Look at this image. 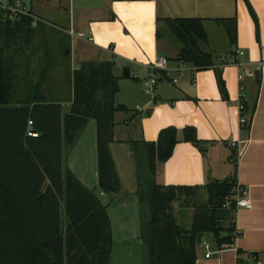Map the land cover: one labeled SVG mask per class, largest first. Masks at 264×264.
Returning <instances> with one entry per match:
<instances>
[{
    "label": "crops",
    "instance_id": "crops-1",
    "mask_svg": "<svg viewBox=\"0 0 264 264\" xmlns=\"http://www.w3.org/2000/svg\"><path fill=\"white\" fill-rule=\"evenodd\" d=\"M56 1L59 2V8L61 0ZM247 1L255 14L256 23L243 0H95V5L79 7L83 11V16L80 14L79 18L74 16V0H68V26L64 27L57 39H60V43L65 41L64 48L70 60L77 56L78 62L81 61L74 69L71 67V73L88 63L110 62L114 65L113 73L118 78L119 86L115 102L127 110L115 113L114 141L109 146L120 181L122 165L134 158L129 142L154 143L162 130L174 128L177 130V144L170 158L157 165L154 183L196 189L192 198L195 203L186 209L188 226L194 214L193 206L205 207L208 203L205 186L234 178L236 185L246 191L251 209L232 211L221 221V226L226 229L230 221L233 223L237 233L233 245L219 250L212 236L211 241H207L206 234H203L201 243H207L208 249L196 245L195 264H264V74L259 73L258 83L254 79L244 80L245 97L250 105L255 102V111L249 130H242L239 126L236 69L227 65L221 71L226 94L224 100L213 70L197 71L191 65L176 62L180 44L164 20H202L207 43L201 45V50L211 54L212 58L218 56L213 60L214 65L219 64L218 58L229 57L241 50L244 56L238 60L248 67H254L256 62H264V0ZM50 2L52 0L28 1L30 13L38 19L36 26L31 27L38 38L50 31L48 27L51 24L45 12L47 6H55L50 5ZM86 3L83 0V4ZM229 37L234 41L233 44ZM18 53L17 57L24 58L26 55L29 59L33 54L23 50ZM9 55L12 56V52ZM161 57L167 60L170 69L166 78L162 72L148 68L149 64ZM178 66H182L181 73L176 71ZM23 67L24 71L29 70L30 63ZM125 68L129 70L128 78L123 75ZM149 75H154L158 81L152 99L145 95L142 88L143 81ZM36 78L31 80V84L25 83V86L38 85ZM172 80H176V83H171ZM60 90L57 88L54 95L60 101L63 115H66L72 97L71 84L66 94ZM187 127L194 129L197 140L202 143L199 147L183 141L182 130ZM89 128V135L86 137L84 129L69 157L67 149H62L63 170H69L87 188L94 187L91 184L94 182L87 183L84 173L80 176L77 174L73 155L81 146L86 164L83 169L89 166L97 183L95 123ZM28 129L27 125L26 131ZM230 141L235 142L241 150L239 155L238 149L227 145ZM139 148L142 149V146ZM12 183L15 190L21 193L20 196L32 195L36 185L43 193L48 185L43 179L35 177L13 179ZM99 194L102 200L107 196L101 192ZM106 198L107 201H102L99 197L107 208L111 222L112 251L109 264H142L143 245L137 196L133 197L129 209L123 202L124 197ZM128 212L135 214L138 219L135 231L128 224ZM115 223L119 231L115 229ZM207 253H210L209 258L205 257Z\"/></svg>",
    "mask_w": 264,
    "mask_h": 264
},
{
    "label": "trees",
    "instance_id": "trees-1",
    "mask_svg": "<svg viewBox=\"0 0 264 264\" xmlns=\"http://www.w3.org/2000/svg\"><path fill=\"white\" fill-rule=\"evenodd\" d=\"M243 2L256 23L248 1ZM31 22L30 18H22L19 22L0 24V264H109L111 222L96 192L116 195L120 191L109 146L114 141V115L127 110L115 102L119 86L114 65L88 63L71 73L65 63L60 64L72 87L70 107L63 115L60 101L54 95L55 82L51 80L50 86L45 78L54 66L48 59V51H44L45 64L39 77L35 72L15 69L14 61L21 49L17 48L18 44L28 45L26 40L33 37ZM164 22L180 44L177 63L191 65L197 71L213 67L212 55L201 50V45L207 43L202 20L166 19ZM229 40L233 44L231 37ZM213 71L221 97L226 100L222 72ZM35 75L38 85L25 86L32 83ZM241 106L240 117L247 122L241 129L246 131L251 125L255 102L250 105L245 98ZM29 121L35 137L26 134ZM90 121L96 126L98 161L97 188L93 189L84 186L62 166L63 147L71 150ZM182 134L184 142L195 147L202 144L194 129L184 128ZM176 137V129L166 128L154 143L129 142L133 156L138 164L143 162L150 176L146 190L141 183L142 191L137 192L142 264H195L198 234H210L219 250L230 248L237 237L231 221L227 229L221 226V221L233 211V207L223 206L235 196L234 178L205 186L207 205L193 206L189 226L182 228L178 224L175 204L180 206L182 192H196V189L154 183L157 165L170 158L177 144ZM21 177L43 179L48 185L43 193L36 185L32 195L20 196L11 183Z\"/></svg>",
    "mask_w": 264,
    "mask_h": 264
},
{
    "label": "rangeland",
    "instance_id": "rangeland-1",
    "mask_svg": "<svg viewBox=\"0 0 264 264\" xmlns=\"http://www.w3.org/2000/svg\"><path fill=\"white\" fill-rule=\"evenodd\" d=\"M29 0H22V2L26 5V7H30ZM86 4H83V0H74L73 4L75 5V14L74 16L76 18H79V15L81 14V16H83V11L81 9H79V7L84 6L87 7L89 4L91 5H95L94 2L95 0H86ZM59 2H57L56 0H52V2H50V5H54L53 8H50L52 6H47L48 8H46L45 12L46 14H48V18L50 21L51 26L48 27L49 28V33H47L46 36H40L38 38V35H33L32 38V42L27 39L26 42L30 41L29 45H21L20 43L18 44V49L21 47L20 51H31L33 52V54L30 56V59L27 58V56L25 55V57L23 58V62H22V66L21 63L20 65H18V61H20L22 59V57H17V59L14 61V63L16 62L17 64L15 65V69L20 71H24V67L30 63V67L28 68L30 73L35 72V74L39 77V73L41 72L42 68L44 67L45 62H43V55H44V51H48V59H51V61H53V67H50V72L49 74L45 77L47 79V81H49L50 86H51V80L55 82V86L58 89L63 90V92L65 93V91L67 92V89L69 87L68 82H67V78H66V71L65 69L59 67L61 66L60 64L65 63L66 67H68L69 71L72 67V69H74L76 66H78V64L81 62H78L79 59L77 58V56H73L71 57L70 60V56L66 57V53L67 50H65L64 48V44L65 41H62L61 43L58 42L60 41L57 40L58 37H60L62 35V30L65 28H67L68 26V0H61L59 8H57ZM37 31V30H36ZM167 33L170 34L169 31L166 30ZM36 33V32H35ZM24 43H26L25 41H23ZM46 54V53H45ZM42 55V56H41ZM218 57V56H217ZM217 57H213V60H215ZM50 61V60H49ZM33 76V79L36 78L37 76ZM37 77V78H38ZM36 78V79H37ZM60 90V91H61ZM61 96V93H59ZM66 94V93H65ZM92 125H94L93 121H90V123L86 126V132L85 135L87 137V135H89V127H92ZM85 131V130H84ZM91 135V134H90ZM86 138L84 137V144L87 147V143H86ZM74 149V148H72ZM71 150H68V157L71 155ZM88 149V147H87ZM74 159H75V163L76 164V172L77 174L82 175L83 174L86 178V182H94L91 184H94V187L97 188V183L96 180H94V176H93V171H91V169L89 168V166L85 169H83V167L86 165L85 162V158L83 159V151L81 146H79L77 152L73 155ZM134 159V160H133ZM132 159V161L129 162H125L128 164H123V172L121 173V181H120V191L118 194L116 195H107L106 197H124V204H126L125 206L127 207V209L130 208V205L133 204V197L136 198L137 196V192L138 191H142V189L139 187V185L144 186L143 190H146L147 187H145V184H147V180H150V176L147 175V171L145 170L144 165H142V163L138 164L137 158L134 157ZM80 160V161H79ZM79 161V162H78ZM135 161V163H134ZM130 163V165H129ZM87 164H89V162L87 161ZM132 168V169H131ZM140 168V169H138ZM82 169V170H81ZM138 169V170H137ZM139 172L140 175H139ZM140 179V180H139ZM122 182V183H121ZM94 187H91V189H93ZM96 194L99 196V190H97ZM194 192H189V193H185L182 192L180 195V199L181 202L179 203L180 206L175 205V210L177 211V215H176V220L178 222V224L182 227L185 228L188 225V221H187V217L186 215V209L188 206L193 205V203H195L193 201V196H194ZM99 197H101L102 200V196L100 195ZM103 198V200H106L107 198ZM102 200V201H103ZM107 201V200H106ZM137 206L139 208V203L137 200ZM124 210H126V208H124ZM140 212V211H139ZM128 224L132 227H134V231L135 229H137V227H135V222L138 220L136 215L128 212ZM139 216V214H138ZM179 217V218H178ZM186 217V218H185ZM120 220L123 221L122 218H120ZM116 221H119V218L116 219ZM138 224V222H137ZM115 229H118L117 227V223H115ZM112 231V229H111ZM119 231V229H118ZM115 234V233H114ZM116 236V235H115ZM205 240L207 241H211L210 240V234H206ZM135 253V251H133ZM143 255V253L141 254Z\"/></svg>",
    "mask_w": 264,
    "mask_h": 264
},
{
    "label": "built area",
    "instance_id": "built-area-1",
    "mask_svg": "<svg viewBox=\"0 0 264 264\" xmlns=\"http://www.w3.org/2000/svg\"><path fill=\"white\" fill-rule=\"evenodd\" d=\"M22 18H30L32 20L31 27L34 28L37 23V18H35L29 11L28 7L21 1V0H0V24H4L6 22H19ZM244 56V52L241 50H237L233 54H231L229 57H220L217 59L219 62L218 65H214L210 68V70L213 69H219L222 71V69L230 65L236 69V75H237V81L239 83V116H240V110L242 109L241 102L243 99H245V86H244V80L245 79H254L255 72L263 73L264 74V62L258 61L254 64V67H248L247 64L241 62L238 60V58H242ZM148 68L152 71H160L162 72L164 78L168 77L170 69L168 68V62L165 58L161 57L152 62L148 65ZM176 71L181 73L183 71L182 66H178L176 68ZM180 75V74H179ZM158 81L154 77V75H149V77L143 81L142 88L145 93V95L149 98H153V91L155 86L157 85ZM171 83L175 84L176 80H172ZM247 125V122L244 117H240L239 119V126L240 128L245 127ZM28 131L27 136L33 137L35 136V133L32 131V123L28 122ZM227 145L232 149H238V155L241 153V150L237 147V144L233 141H230L227 143ZM233 207V211H237L239 209H245L250 210L251 204L246 198V191L242 189L241 187L236 185L235 188V196L227 199L223 208L230 209ZM235 235H237L235 231ZM200 245H203V247L207 250L208 245L207 243L202 242ZM210 253H207L205 255L206 258H209Z\"/></svg>",
    "mask_w": 264,
    "mask_h": 264
},
{
    "label": "water",
    "instance_id": "water-1",
    "mask_svg": "<svg viewBox=\"0 0 264 264\" xmlns=\"http://www.w3.org/2000/svg\"><path fill=\"white\" fill-rule=\"evenodd\" d=\"M123 75H124L125 78H128L130 76L129 75V70L127 68H125L123 70ZM254 81L256 83H258V81H259V73L258 72H255V74H254ZM202 237H203V234H198L196 236V245L197 246H200Z\"/></svg>",
    "mask_w": 264,
    "mask_h": 264
}]
</instances>
